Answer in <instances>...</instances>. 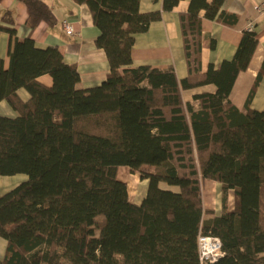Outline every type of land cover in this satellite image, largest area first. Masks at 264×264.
I'll list each match as a JSON object with an SVG mask.
<instances>
[{
  "label": "trees",
  "instance_id": "trees-1",
  "mask_svg": "<svg viewBox=\"0 0 264 264\" xmlns=\"http://www.w3.org/2000/svg\"><path fill=\"white\" fill-rule=\"evenodd\" d=\"M22 1L30 28L54 22L44 0ZM75 1L88 5L109 63L91 86L58 46L18 38L7 13L0 23L9 34L0 99L17 111L0 114V175L26 174L0 193V264H264V107L250 106L264 57L243 104L229 97L256 48L253 26L231 57L202 67V45L216 43L202 17L234 24L238 15L224 0H189L179 14L187 72L177 77L172 65L132 64L134 34L159 10L142 12L139 0ZM184 89H193L186 99ZM121 164L147 179L138 202L116 176ZM205 179L220 182L217 213L203 204ZM198 234L219 237L216 259H200Z\"/></svg>",
  "mask_w": 264,
  "mask_h": 264
},
{
  "label": "crops",
  "instance_id": "crops-1",
  "mask_svg": "<svg viewBox=\"0 0 264 264\" xmlns=\"http://www.w3.org/2000/svg\"><path fill=\"white\" fill-rule=\"evenodd\" d=\"M51 7L55 17L54 22L48 23L39 20L32 28L26 23L28 9L22 0H0V23L7 24L3 18L7 13L13 19L15 34L18 38L30 35L36 46L45 47L56 45L62 52L63 60L74 63L79 73V83L82 86H91L105 78L109 69L108 59L102 48L95 45L94 39L98 33L97 26L92 21L90 9L86 3L75 0H44ZM261 0H224L221 8L225 12L238 15L234 24L217 21L202 17L201 27L215 37L216 43L213 48L206 44L202 45L200 60L202 67L208 62H219L222 58L232 56L240 33L251 21L256 31L258 42L250 58L247 67L240 70L230 89L229 97L234 104L241 106L247 96L257 69L264 57V9L257 10L256 5ZM189 0H177L172 8H163L162 0H139V10H159L160 17L151 20L147 29L134 34L131 45L132 64H151L155 66L172 65L177 77H183L187 72L186 61L182 47V34L179 14L185 11ZM63 19H68L74 27L72 33H66L61 25ZM9 34L7 29L0 31V57L4 64L7 63V48ZM42 83L50 85L51 77L48 73L37 77ZM203 87H211L206 85ZM193 89H184L183 97L190 96ZM18 95L27 99L29 94L24 87L17 89ZM250 106L261 109L264 107V71L254 89L250 99ZM0 114L14 116L17 111L5 99H0ZM121 164L117 168V177L126 182L128 198L138 202L144 196L146 183L138 177L130 168ZM17 179L24 180L25 173H15ZM9 175V174H6ZM6 175H0V193L11 188L19 180L2 179ZM11 175V174H10ZM131 181V186L129 184ZM204 206L213 207L217 213L220 210L219 194L220 182L205 179L201 187ZM231 208L232 205L229 204ZM5 251V240L0 237V257Z\"/></svg>",
  "mask_w": 264,
  "mask_h": 264
},
{
  "label": "built area",
  "instance_id": "built-area-1",
  "mask_svg": "<svg viewBox=\"0 0 264 264\" xmlns=\"http://www.w3.org/2000/svg\"><path fill=\"white\" fill-rule=\"evenodd\" d=\"M257 10L264 9V0H261L259 4L256 5ZM61 25L66 33H72L74 31V27L70 20L63 19L61 21ZM248 28H252L253 24L251 21H248L247 25ZM197 243H198V251L199 257L201 260L209 259L213 260L216 259L217 256L221 253L220 251V239L216 235L210 234H198L197 236Z\"/></svg>",
  "mask_w": 264,
  "mask_h": 264
},
{
  "label": "rangeland",
  "instance_id": "rangeland-1",
  "mask_svg": "<svg viewBox=\"0 0 264 264\" xmlns=\"http://www.w3.org/2000/svg\"><path fill=\"white\" fill-rule=\"evenodd\" d=\"M127 167V166H126ZM135 174H137L138 175V177H140L139 176V174L137 173V172H134ZM17 174H9V175H6L5 177H3L2 179H5V180H19V179H17ZM141 179H144L145 180V183H146V185H147V179L146 178H141ZM22 179H20L18 182H20ZM107 181H109V180H107ZM17 182V183H18ZM17 183H15V184H17ZM129 184H130V186H131V181H129ZM164 186H169V185H167L165 182H163L162 183ZM9 189V188H8ZM231 195V194H230ZM231 197V196H230ZM142 198V197H141ZM231 199H232V197L229 199L228 198V202H229V204L230 205H232L231 203H230V201H231ZM141 199H139V201H140ZM106 203H107V200L103 197V195H101L100 196V200H99V207L101 208V209H104L105 207H106Z\"/></svg>",
  "mask_w": 264,
  "mask_h": 264
}]
</instances>
